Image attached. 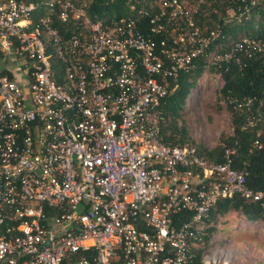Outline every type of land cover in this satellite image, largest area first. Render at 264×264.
<instances>
[{"label": "built area", "instance_id": "1", "mask_svg": "<svg viewBox=\"0 0 264 264\" xmlns=\"http://www.w3.org/2000/svg\"><path fill=\"white\" fill-rule=\"evenodd\" d=\"M94 2L0 0V264H231L203 246L210 210L264 187L233 150L209 161L161 134L172 85L217 37L195 21L203 0ZM263 49L245 38L209 56ZM229 103L243 128L264 122V94Z\"/></svg>", "mask_w": 264, "mask_h": 264}, {"label": "trees", "instance_id": "2", "mask_svg": "<svg viewBox=\"0 0 264 264\" xmlns=\"http://www.w3.org/2000/svg\"><path fill=\"white\" fill-rule=\"evenodd\" d=\"M196 1V0H195ZM203 0L198 5L195 21L200 30L208 35L215 32L217 37L209 46L206 53L223 55L231 47L240 43L243 39H254L264 42V0ZM103 0H95L91 7L94 13H102L106 9L114 10L117 14L121 11L117 7H106L101 4ZM232 12V16H230ZM142 27L146 28V19H143ZM201 57L195 62V66L187 72L179 74L178 81L172 87L173 92L162 103L164 122L161 125V134L164 143L172 146L193 145L188 136L185 124L177 126L180 112L187 104L188 96L196 81L201 77L204 69L213 65L222 80L223 86L218 93L219 99L224 100L230 114L231 135L221 134L218 145L212 150L196 147L198 153L209 161H222L225 149L233 150L232 166L235 169L245 167L249 175L247 185L253 190H261L264 187V152L251 150V144L256 136L258 128H264V122L258 128H243L246 114L229 103L230 99L242 100L247 97L264 94V49L248 56L244 51L233 53L228 61H218L212 64L211 57ZM254 108L257 104L253 105ZM240 211L246 219L264 221V201L253 202L235 196L232 199L219 201L211 210L208 228L204 244L216 232L214 224L218 216H224L230 211ZM190 214L179 215L175 223L186 221Z\"/></svg>", "mask_w": 264, "mask_h": 264}, {"label": "rangeland", "instance_id": "3", "mask_svg": "<svg viewBox=\"0 0 264 264\" xmlns=\"http://www.w3.org/2000/svg\"><path fill=\"white\" fill-rule=\"evenodd\" d=\"M229 13L232 16L233 13ZM222 86L223 80L213 65L204 69L180 112L177 126H187L190 143L196 147L212 150L218 145L221 134L232 133L228 107L224 100L217 102ZM212 223L216 232L204 248L221 250L231 264H264L263 220L251 221L240 211L232 210Z\"/></svg>", "mask_w": 264, "mask_h": 264}]
</instances>
